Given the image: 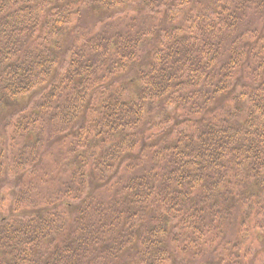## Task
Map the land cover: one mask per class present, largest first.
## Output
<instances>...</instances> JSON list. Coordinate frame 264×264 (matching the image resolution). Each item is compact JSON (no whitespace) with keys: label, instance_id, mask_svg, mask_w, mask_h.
Instances as JSON below:
<instances>
[{"label":"trees","instance_id":"obj_1","mask_svg":"<svg viewBox=\"0 0 264 264\" xmlns=\"http://www.w3.org/2000/svg\"><path fill=\"white\" fill-rule=\"evenodd\" d=\"M263 236L264 0H0V264H258Z\"/></svg>","mask_w":264,"mask_h":264},{"label":"rangeland","instance_id":"obj_2","mask_svg":"<svg viewBox=\"0 0 264 264\" xmlns=\"http://www.w3.org/2000/svg\"><path fill=\"white\" fill-rule=\"evenodd\" d=\"M264 236H263V240H262V242L260 243V248H259V259H257V263L258 264H262V263H264ZM256 248L254 247V246H250L249 248H248V253L249 254H251V255H253L254 254V250H255Z\"/></svg>","mask_w":264,"mask_h":264}]
</instances>
